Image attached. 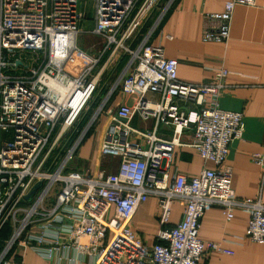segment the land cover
<instances>
[{
  "label": "built area",
  "instance_id": "built-area-1",
  "mask_svg": "<svg viewBox=\"0 0 264 264\" xmlns=\"http://www.w3.org/2000/svg\"><path fill=\"white\" fill-rule=\"evenodd\" d=\"M93 1L89 31L101 39L96 52L77 43L87 19L85 0H0V230L14 225L5 252L16 242H36V249L44 245L51 254L66 233L72 245L95 255V264H201L211 251L233 254L199 236L200 220L214 206L229 220L238 208L247 212V236L264 244V202L237 197L226 162L231 141L245 129L242 112L219 106L228 70H217L211 83L181 81L179 61L150 42L174 0ZM240 4L257 0H227L223 11L206 14L218 26L203 39L228 41ZM153 13V24L142 33ZM118 89L122 101L112 106ZM136 116L153 124L135 127ZM101 120L97 154L118 158L117 172L71 163ZM160 126L172 128L169 138L157 134ZM187 130L194 132L189 145L215 167L193 176L171 174ZM253 161L264 169V152L253 154ZM151 196L158 199L162 226L171 220L174 201L184 205V216L160 228L149 245L132 220ZM36 226L43 233L35 234Z\"/></svg>",
  "mask_w": 264,
  "mask_h": 264
},
{
  "label": "crops",
  "instance_id": "crops-1",
  "mask_svg": "<svg viewBox=\"0 0 264 264\" xmlns=\"http://www.w3.org/2000/svg\"><path fill=\"white\" fill-rule=\"evenodd\" d=\"M227 0H174L169 11L160 21L150 37V42L162 45L168 57L179 61L178 78L194 84L211 83L221 68L228 70L226 88L219 98V106L243 113L245 129L241 138L230 143L227 164L233 168L232 187L238 198H258L264 202V169L253 161V154L264 152V0L254 6L237 5L230 25V38L226 42L205 41V31L217 22L207 19L206 14L223 11ZM156 17L153 13L142 28L146 32ZM93 28V27H92ZM123 59L119 65L121 68ZM109 87V86H107ZM106 87V90L108 89ZM157 100V96H150ZM122 101L120 89L112 96L110 104ZM131 102V100H130ZM182 106H192L180 101ZM134 117L133 123H140ZM139 119V118H138ZM142 127H151L152 121L142 122ZM134 126V125H133ZM136 127V126H135ZM95 126L93 127V129ZM93 129L85 137L79 155L85 158L82 168L97 173L118 171V158H100L97 147L89 143ZM157 134L169 138L172 128L160 126ZM182 146L177 149L171 174L182 172L188 176L200 173L205 167L214 168L212 161H205L189 144L194 141L193 130L184 132ZM79 166L78 163L75 164ZM172 217L162 226L159 221V203L155 196L143 203L136 211L132 225L142 240L149 245L157 242L156 233L162 227L178 224L184 216V205L172 204ZM249 214L236 209L227 219L223 208L214 206L200 220L199 236L203 241L221 243L233 254L211 251L201 264H264V244L254 242L247 236ZM13 222L0 230V264H95V255L82 252L69 242V234L63 233L59 248L47 253L44 245L32 242L27 247L16 242L5 252V243L13 233ZM35 234L43 231L36 226ZM53 230L46 233L53 234ZM70 243V244H69Z\"/></svg>",
  "mask_w": 264,
  "mask_h": 264
},
{
  "label": "rangeland",
  "instance_id": "rangeland-1",
  "mask_svg": "<svg viewBox=\"0 0 264 264\" xmlns=\"http://www.w3.org/2000/svg\"><path fill=\"white\" fill-rule=\"evenodd\" d=\"M82 9H84L85 15L87 17L86 20L81 24V32L79 33L78 36V46L81 49H84L86 51H93L96 52L97 48L101 46V39L94 35L93 33H90L89 30L92 29L94 26V15H95V8H94V1L93 0H85L82 4ZM108 88V87H107ZM104 93L100 95L98 98L96 105L100 102L101 98L103 97ZM96 106L92 107L88 114L86 115V121L89 120L92 117L93 112L95 111ZM138 121H141L140 119L137 118ZM101 125H102V120L100 124H97L95 128L93 129V132L91 133V137H89L88 141L94 149L97 147L98 140L100 138V133H101ZM134 126L143 129L142 127V121L140 123H133ZM85 158H81L80 155H78L75 159L71 161L72 164L78 163L79 166H82V163H84Z\"/></svg>",
  "mask_w": 264,
  "mask_h": 264
},
{
  "label": "water",
  "instance_id": "water-1",
  "mask_svg": "<svg viewBox=\"0 0 264 264\" xmlns=\"http://www.w3.org/2000/svg\"><path fill=\"white\" fill-rule=\"evenodd\" d=\"M37 188H38V187L36 186V188L31 192V194H33ZM31 194H30V195H31Z\"/></svg>",
  "mask_w": 264,
  "mask_h": 264
},
{
  "label": "bare ground",
  "instance_id": "bare-ground-1",
  "mask_svg": "<svg viewBox=\"0 0 264 264\" xmlns=\"http://www.w3.org/2000/svg\"><path fill=\"white\" fill-rule=\"evenodd\" d=\"M52 85H53V87H57V84L56 83H53Z\"/></svg>",
  "mask_w": 264,
  "mask_h": 264
}]
</instances>
